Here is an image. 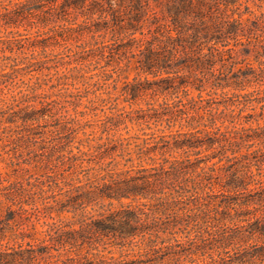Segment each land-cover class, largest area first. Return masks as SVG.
<instances>
[{
    "label": "trees",
    "instance_id": "16d2710c",
    "mask_svg": "<svg viewBox=\"0 0 264 264\" xmlns=\"http://www.w3.org/2000/svg\"><path fill=\"white\" fill-rule=\"evenodd\" d=\"M250 1L0 0L4 24L38 16L30 25L43 33L80 39L81 58L110 60L99 71L106 79L134 64L126 100L174 99L115 115L97 138L56 143L60 171L13 183L0 197V264H264V63L247 61L264 56V10ZM131 119L181 128L132 148L112 133ZM110 244L142 257L118 260L104 252Z\"/></svg>",
    "mask_w": 264,
    "mask_h": 264
},
{
    "label": "rangeland",
    "instance_id": "374dc122",
    "mask_svg": "<svg viewBox=\"0 0 264 264\" xmlns=\"http://www.w3.org/2000/svg\"><path fill=\"white\" fill-rule=\"evenodd\" d=\"M255 3H261L262 7ZM250 5L258 12L264 10V0H251ZM38 19V16L26 14L25 18H17L20 22H18L19 26H16L14 23L4 24V20L0 17V197H4V193L9 190L8 188H12L15 182L27 183L31 176L46 177L43 176L44 173L60 171L56 165L61 158L59 152H54L53 148L56 143H64L76 134L79 138L88 136L97 138L101 135L104 122L115 115L119 116L120 113L131 109L147 108L150 103L160 105L165 101H174V99L167 100L163 96H155L153 99L144 96L135 103L126 100L123 87L127 81L137 75L134 64L123 71L115 70L112 73L113 77L106 79L104 73L99 71L110 60L101 56L93 60L81 58L86 53L79 52L82 50L78 46L80 39L65 31L60 32L63 38L59 39L55 38L56 35L53 33H43L46 28L38 30L36 26L30 25ZM84 39H88V35H84ZM47 42L52 44L47 50H43L42 43ZM33 43L38 46L34 47ZM30 59L33 63L27 65L24 61ZM247 61L251 63L250 66L259 68L261 62L264 63V56L251 52ZM14 63L17 64L10 68L9 65ZM107 68L110 69L112 66ZM7 70H11V73L4 75ZM250 90H253V87ZM198 94V91H194L189 97H197ZM204 95L206 96V93ZM233 109H236L233 114L239 112V108L233 107ZM259 111V107L254 110L247 108L244 114H258ZM193 113L205 114L202 109ZM219 113L218 115H224ZM23 115H28L30 118L26 120L20 118ZM260 122L264 123V120ZM229 124L228 121L222 124L221 120L217 123L223 128ZM253 124L257 125V122ZM236 125L241 126V124ZM248 125L250 124L246 123V126ZM180 128L179 124L168 128L166 122L153 123L150 127L142 120L131 119L120 123L112 133H115L116 137L129 138L132 148H135L137 143L143 142L152 135L170 133ZM76 129L79 133L75 132ZM103 135L108 136L107 132ZM96 142L97 139L93 141ZM256 148L254 146L252 149ZM74 151L77 152L78 149L75 148ZM51 153L54 154L48 161L49 167L53 169H49L46 163ZM175 155L180 154L177 152ZM148 162L147 160L144 163ZM30 199L36 200V206L39 207L32 209L35 213L33 219H36L38 228L43 230L42 223L45 218L37 219L41 213L39 210L43 209L42 200L38 194ZM62 217L66 221L73 219L71 213H65ZM24 222L26 226L32 221L24 220ZM9 236L4 243L9 239L12 242L15 241L14 239L17 240ZM40 237H43V234ZM104 252L114 255L123 262L142 257L140 249L132 246L122 248L110 244Z\"/></svg>",
    "mask_w": 264,
    "mask_h": 264
}]
</instances>
